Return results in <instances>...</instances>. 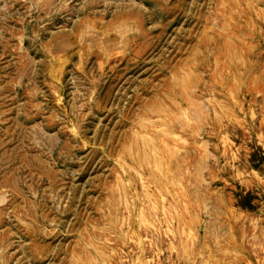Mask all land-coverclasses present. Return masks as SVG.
Listing matches in <instances>:
<instances>
[{"label":"rangeland","instance_id":"obj_1","mask_svg":"<svg viewBox=\"0 0 264 264\" xmlns=\"http://www.w3.org/2000/svg\"><path fill=\"white\" fill-rule=\"evenodd\" d=\"M0 264H264V0H0Z\"/></svg>","mask_w":264,"mask_h":264},{"label":"bare ground","instance_id":"obj_2","mask_svg":"<svg viewBox=\"0 0 264 264\" xmlns=\"http://www.w3.org/2000/svg\"><path fill=\"white\" fill-rule=\"evenodd\" d=\"M158 106H159V105H158ZM147 111H148V110H147ZM147 111H146V112H147ZM148 112H149V111H148ZM152 112L154 113V111H152ZM152 112H151V113L149 112V113L152 114ZM150 114H149V115H150ZM143 115H144V114H143ZM137 121H138V120H137ZM139 122H140V120H139ZM144 123H145V122H144ZM144 123H143V124H144ZM148 126H149V124H148Z\"/></svg>","mask_w":264,"mask_h":264}]
</instances>
